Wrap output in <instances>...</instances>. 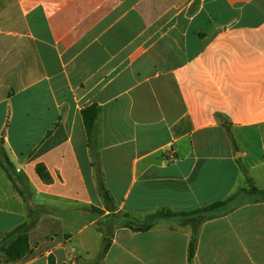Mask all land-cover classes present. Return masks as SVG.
I'll use <instances>...</instances> for the list:
<instances>
[{
    "label": "crops",
    "instance_id": "obj_1",
    "mask_svg": "<svg viewBox=\"0 0 264 264\" xmlns=\"http://www.w3.org/2000/svg\"><path fill=\"white\" fill-rule=\"evenodd\" d=\"M0 139L40 212L0 264H264V199L204 219L190 261L199 216L119 217L264 189V0H0ZM27 216L0 167V241Z\"/></svg>",
    "mask_w": 264,
    "mask_h": 264
},
{
    "label": "trees",
    "instance_id": "obj_2",
    "mask_svg": "<svg viewBox=\"0 0 264 264\" xmlns=\"http://www.w3.org/2000/svg\"><path fill=\"white\" fill-rule=\"evenodd\" d=\"M98 109L95 106L88 107L82 111V119L85 128V132L88 138L91 137L95 120L97 117ZM0 167L6 172L10 182L14 186L15 190L19 196L24 200L28 207V220L22 225L18 226L14 231L4 235L3 239L0 241V253L3 254L7 262H14L23 258L29 251L28 243V234L33 229L37 221V214L40 212L30 206V195L26 187V180L24 176L16 175L12 176L9 172L12 168V164L7 158V155L3 148V140L0 139ZM35 173L39 177L42 183L49 184L51 183V177L44 167L43 164H36ZM243 173H246L243 171ZM101 199L103 200L105 207L112 211V199L109 196V193L104 188L102 184L98 187ZM248 195L255 200L264 199V189H258L251 184L247 188H239L233 195H231L226 201H219L208 206H205L199 210L188 212V213H173L169 210H160L156 213L148 216V218L142 223H136L129 219L126 213L119 214L120 218L125 221L123 224L124 227L129 228L134 232H144L149 230L155 221L157 220H166L171 219L176 216L181 217H190V216H199L198 224L195 225L192 229L189 251H188V260L190 261L195 246V236L197 232L198 225L206 218L211 217L215 212L221 210L226 206L227 203L234 201L238 196ZM118 216V215H114ZM205 217V218H204ZM109 246L108 238H105L103 241V246L101 252L98 255V259L102 258L106 253ZM48 264H53L52 257L48 258Z\"/></svg>",
    "mask_w": 264,
    "mask_h": 264
},
{
    "label": "built area",
    "instance_id": "obj_3",
    "mask_svg": "<svg viewBox=\"0 0 264 264\" xmlns=\"http://www.w3.org/2000/svg\"><path fill=\"white\" fill-rule=\"evenodd\" d=\"M169 159L173 160V158H171V157H169ZM72 264H74V263H72Z\"/></svg>",
    "mask_w": 264,
    "mask_h": 264
}]
</instances>
